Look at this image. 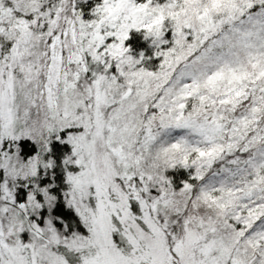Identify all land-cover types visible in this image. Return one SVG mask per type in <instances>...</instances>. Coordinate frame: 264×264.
I'll return each mask as SVG.
<instances>
[{"label":"snow or ice","instance_id":"6c2138e0","mask_svg":"<svg viewBox=\"0 0 264 264\" xmlns=\"http://www.w3.org/2000/svg\"><path fill=\"white\" fill-rule=\"evenodd\" d=\"M0 264H264V0H0Z\"/></svg>","mask_w":264,"mask_h":264}]
</instances>
